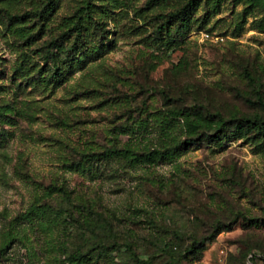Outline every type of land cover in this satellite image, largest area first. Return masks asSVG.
Returning <instances> with one entry per match:
<instances>
[{
	"label": "rangeland",
	"instance_id": "obj_1",
	"mask_svg": "<svg viewBox=\"0 0 264 264\" xmlns=\"http://www.w3.org/2000/svg\"><path fill=\"white\" fill-rule=\"evenodd\" d=\"M42 1L0 0V264H264V142L253 132L154 165L105 158L185 141L184 118L170 140L160 132L178 111L264 122V0H197L181 37L160 26L191 0H59L8 26L4 11ZM74 22L88 31L62 37ZM195 242L205 249L183 260Z\"/></svg>",
	"mask_w": 264,
	"mask_h": 264
},
{
	"label": "trees",
	"instance_id": "obj_2",
	"mask_svg": "<svg viewBox=\"0 0 264 264\" xmlns=\"http://www.w3.org/2000/svg\"><path fill=\"white\" fill-rule=\"evenodd\" d=\"M165 0H148L146 6L152 7L155 5H161ZM255 1V0H254ZM260 1V0H259ZM59 0H43L38 9L33 10L32 12L23 14V15H14L9 13L8 11H4L5 19L8 22V26H13L17 24H22L26 18L37 17L38 19H43L47 17L48 12H52L58 4ZM197 0H191L187 4L176 8L174 11L169 12L168 14L163 15V22L160 26L161 30H163L164 35L169 37L170 35H174L175 37H181L183 34H187L190 29L191 20L189 17L190 9L196 5ZM158 3V4H156ZM47 15V16H45ZM97 26V23H96ZM263 25H259V28H262ZM88 28L79 25V22H74L70 31L65 32L62 37H73L76 41L83 32H87ZM162 32V33H163ZM175 40L168 41L173 42ZM52 49H57L60 53L68 54V50H59L61 48L56 42L50 44ZM76 44H73L71 50L75 47ZM100 48H93L92 50H86L82 57L88 56H97L100 54ZM49 53V52H48ZM49 60L52 63L53 77L55 78L59 71V58L56 54H48ZM75 55V54H74ZM48 58V57H47ZM262 108H264V104H260ZM192 117V118H191ZM177 118H184L185 125L187 127L188 138L185 141H174L172 146L163 145L160 148L149 151L145 154H141L139 156L128 155V153H124L122 151H109L107 155H105L106 160L115 158L118 160H125L130 166L134 165H154L159 161H164L170 159L176 150L183 149L185 147H189L197 142V144H221V142L227 138L228 136L241 139L246 136L248 133L253 132V140L257 138L264 142V122L260 119V117H254L253 119H245V120H234L232 123L227 124L221 116H212L206 115L201 116L200 114H191L189 112L178 111L173 113L172 115L167 116L165 119V125H161L160 132L161 136L165 137L166 140H170L166 131H170L171 129L168 125L171 123V120H175ZM213 129V134L210 133V130ZM209 130V131H208ZM173 141V140H172ZM165 141L164 143H166ZM4 141L0 140V148L2 147ZM57 192L63 194L66 198H68V193L65 188H57ZM162 249L169 253L171 256L175 254V251L178 249L176 244L164 241L162 243ZM205 249V246L201 242H195L188 248L183 251V256L181 257L183 260L188 259L187 256H194L197 253H200ZM133 256V255H132ZM82 256L71 255L67 258V262L69 263H78L82 260ZM133 260L138 264H148L147 261H141L137 257L133 256Z\"/></svg>",
	"mask_w": 264,
	"mask_h": 264
},
{
	"label": "built area",
	"instance_id": "obj_3",
	"mask_svg": "<svg viewBox=\"0 0 264 264\" xmlns=\"http://www.w3.org/2000/svg\"><path fill=\"white\" fill-rule=\"evenodd\" d=\"M200 38L202 42L209 41L212 43H222L224 41L220 36H211L207 33H200Z\"/></svg>",
	"mask_w": 264,
	"mask_h": 264
}]
</instances>
